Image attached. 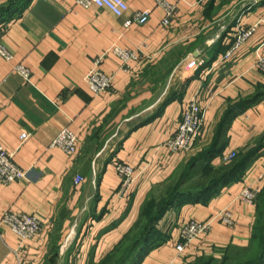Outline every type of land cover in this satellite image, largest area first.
Segmentation results:
<instances>
[{
	"label": "crops",
	"instance_id": "1",
	"mask_svg": "<svg viewBox=\"0 0 264 264\" xmlns=\"http://www.w3.org/2000/svg\"><path fill=\"white\" fill-rule=\"evenodd\" d=\"M125 1L126 17L149 10V21L126 28L125 18L76 0H31L0 20V41L13 56L8 61L0 55V144L27 171L22 180L0 181V219L12 209L44 225L29 240L0 225V264H51L58 256L55 264H100L131 232L153 191L177 179L217 140L224 148L210 161L214 166L230 163L234 158L224 156L232 152H260L216 195L169 208L133 264L225 263L253 247L257 204L239 197L248 187L264 189V71L258 65L264 0H245L244 9H238L243 0H167L176 7L168 25L156 0ZM8 2L0 0V8ZM238 27L252 35L232 60L222 61ZM115 47L136 51L138 58L124 65ZM98 59L113 82L94 95L86 78ZM19 63L30 70V81L16 72ZM195 96L205 111L201 141L195 151L172 153L167 143ZM63 128L79 139L74 157L51 147ZM23 133L30 134L24 143ZM116 162L136 169L127 197L119 192ZM77 177L83 178L79 184ZM225 210L231 224L216 221L209 233L177 250L183 224Z\"/></svg>",
	"mask_w": 264,
	"mask_h": 264
},
{
	"label": "built area",
	"instance_id": "2",
	"mask_svg": "<svg viewBox=\"0 0 264 264\" xmlns=\"http://www.w3.org/2000/svg\"><path fill=\"white\" fill-rule=\"evenodd\" d=\"M158 6H161L166 11V17L163 20V25L170 23V18L175 12V5L169 3L167 0H156ZM204 0H200L203 2ZM77 4L89 9L96 7L99 9H106L110 11L114 16L118 18H125L124 26L129 28L133 25H143L147 23L151 16V11H134L128 17L130 7L125 0H76ZM253 30H245L241 27L237 28L236 41L233 47L223 56L222 61L232 60L234 54L238 52L245 41L252 35ZM122 60L123 64H128L138 58V53L133 50L122 49L115 47L112 51ZM0 55L8 61H12L13 56L8 49L0 41ZM101 63V59L96 61L97 68H95L86 78V83L94 95H99L108 91L113 82V77L104 73L98 67ZM194 65V63H192ZM258 65L264 71V55L258 57ZM15 70L26 81H30V70L19 63L15 66ZM188 103L187 108L184 110L178 129L175 135L168 141L167 146L172 153H186L192 150L196 143L202 138L205 126V111L199 103L197 98ZM30 137L29 133H23L21 135V141L24 143ZM51 147H57L64 151L69 157H74L78 152L79 139L69 128H63L58 135L53 139ZM235 153H229L224 156L225 160H229L235 157ZM115 168L122 180L120 187L121 197H127L136 180V169L126 163L116 162ZM27 177V171L21 169L14 159V154L8 152L0 144V181L4 184H11L15 181L22 180ZM83 181L82 177L76 178V183L79 184ZM259 191L257 189L248 187L243 190L239 199L247 202L254 203L257 200ZM222 221L225 224L232 223V214L228 211H222L217 215L210 217L209 219L198 222L189 221L181 227L182 241L177 245V250L182 252L190 245L195 239L199 238L203 234L209 233L213 224L216 221ZM0 225H6L10 230L15 233L22 240H29L39 236L44 229L42 221L35 215L27 214L20 211H14L9 209L6 211L1 219Z\"/></svg>",
	"mask_w": 264,
	"mask_h": 264
},
{
	"label": "trees",
	"instance_id": "3",
	"mask_svg": "<svg viewBox=\"0 0 264 264\" xmlns=\"http://www.w3.org/2000/svg\"><path fill=\"white\" fill-rule=\"evenodd\" d=\"M30 2L31 0H9L4 7L0 8V20L8 13L22 11ZM249 101L246 100L232 107L224 116L222 124L230 122L244 105H248ZM222 145L217 140L210 148H206V150L193 158L180 173V176L167 185L168 187L166 186V194L159 202L152 200L153 197L151 196L145 200L143 204L145 215H143V218H146V222L138 234L140 237L133 246L127 248L124 255H120L116 261L114 260L109 264H133L136 256L145 250L150 242V236L156 229L157 222L169 208L177 203H196L204 198L207 199L216 195L230 182L239 179L260 152L259 149H256L245 155L236 154L230 163L214 166L210 161L223 151L224 147ZM256 204L257 220L254 227L252 249L237 254L234 261L231 260L229 262L228 259L225 263L209 264H264V189L259 192Z\"/></svg>",
	"mask_w": 264,
	"mask_h": 264
},
{
	"label": "rangeland",
	"instance_id": "4",
	"mask_svg": "<svg viewBox=\"0 0 264 264\" xmlns=\"http://www.w3.org/2000/svg\"><path fill=\"white\" fill-rule=\"evenodd\" d=\"M244 2H245V0L241 1V4L238 7V9H244V7L248 6L249 3L244 4ZM235 41H236V39H235ZM235 41H234V43H235ZM228 51H229V49H228ZM200 141L201 140H199L196 143L195 147L190 151H195L197 146H198V143H200ZM167 187L161 188L160 190L157 189V190L153 191V193L150 195L151 197H153L152 200H157V202H159L162 199V197L166 194V188ZM143 215H145V211L143 210V205H142L141 209H140V215H139L140 219H138V221L136 222V224L132 228V232H129L124 237V239L119 244L116 245L115 249L110 251L107 254V256L104 257V259L101 261L100 264H104V263L109 264V263L113 262L114 260L116 261L120 255L125 254L128 247L133 246L136 243V240L140 237V235L138 236V234H139L140 230H142V227H143L144 223L146 222V218H143ZM70 250H71V252L74 251L73 246L70 248ZM56 262H60L59 256L51 260V264H55Z\"/></svg>",
	"mask_w": 264,
	"mask_h": 264
}]
</instances>
